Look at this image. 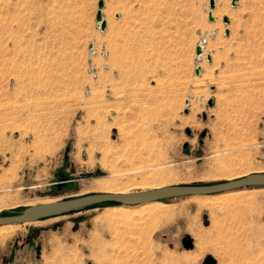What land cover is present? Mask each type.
<instances>
[{"label": "rangeland", "instance_id": "obj_1", "mask_svg": "<svg viewBox=\"0 0 264 264\" xmlns=\"http://www.w3.org/2000/svg\"><path fill=\"white\" fill-rule=\"evenodd\" d=\"M98 1L0 0V214L264 172V0ZM158 202L12 223L0 264H264V186Z\"/></svg>", "mask_w": 264, "mask_h": 264}, {"label": "water", "instance_id": "obj_2", "mask_svg": "<svg viewBox=\"0 0 264 264\" xmlns=\"http://www.w3.org/2000/svg\"><path fill=\"white\" fill-rule=\"evenodd\" d=\"M234 1L235 0H230V5H233ZM102 6L103 2L102 0H99L97 2V10L94 14L95 26L99 30H103L105 25L101 17ZM208 6L210 10L213 8V0H208ZM207 19H212L210 14H207ZM222 22H227V18L225 16L222 17ZM224 33L226 34L227 30H224ZM195 53L196 55H200L201 53V47L198 44L195 46ZM205 58L207 61L210 59L209 55H206ZM193 71L195 74H197L199 72V67L195 66ZM208 104H210V101H208ZM251 186H264V172L251 173L231 180L198 184H168L152 189L127 193H88L62 200L29 205L18 212L10 214H0V225L37 221L40 219L79 210L81 208L102 202H115L122 205H136L178 196L206 195ZM213 263V260L209 257L205 258L204 260V264Z\"/></svg>", "mask_w": 264, "mask_h": 264}, {"label": "bare ground", "instance_id": "obj_3", "mask_svg": "<svg viewBox=\"0 0 264 264\" xmlns=\"http://www.w3.org/2000/svg\"><path fill=\"white\" fill-rule=\"evenodd\" d=\"M235 2V1H234ZM213 4H214V0H213ZM234 4V3H233ZM212 11H213V9L212 10H210L209 11V13L208 14H210L211 15V17L213 18V15H212ZM221 13L223 12V11H225V8H223V9H220L219 10ZM101 17H102V20L104 21V24H105V19H104V16L102 15V8H101ZM226 17V16H225ZM227 18V17H226ZM226 30V29H225ZM125 37V36H124ZM202 42L203 41H200V44H198L200 47H201V53H200V55H197L196 56V58H199V57H202V55H203V52H205V46L202 44ZM91 46H93L92 44H91ZM207 55H209V54H207ZM209 61H210V59H209ZM196 66H198V65H196ZM199 67V72L197 73L198 75L200 74V72H201V70H202V68L200 67V66H198ZM187 101V100H186ZM188 102V101H187ZM187 102H186V104H187ZM121 132V131H120ZM255 173H258V172H255ZM236 174H237V172H236ZM248 174H251V173H247L246 172V174H242V175H232V177L231 176H229V178H227V179H225V180H231V179H235V178H238V177H241V176H245V175H248ZM101 180V179H100ZM100 180H97V181H94V182H92V183H90V188H92V189H96V190H101V191H106V190H111L113 187H112V185L110 184V182L107 180V181H100ZM113 190V189H112ZM147 190V189H146ZM137 191H141V190H137ZM127 192H130V191H127V190H123V189H120V190H118V191H113L112 193H127ZM131 192H133V191H131ZM48 202V201H47ZM149 204H163V203H161V202H158V201H153V202H146V203H141L140 205H149ZM139 205V204H138ZM139 205V206H140ZM130 206H128V205H119V206H116L115 208H129ZM168 215H167V213H165V214H162V213H160V212H158V213H156V217H157V219L158 218H166ZM32 222H36V221H32ZM13 226L12 225H10V224H7V226L6 225H0V236H7V235H10L13 231Z\"/></svg>", "mask_w": 264, "mask_h": 264}]
</instances>
